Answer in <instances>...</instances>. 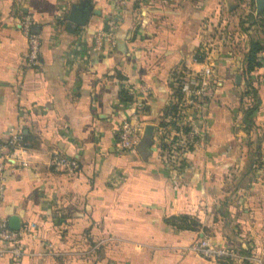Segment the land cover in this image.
Here are the masks:
<instances>
[{"label": "crops", "instance_id": "crops-1", "mask_svg": "<svg viewBox=\"0 0 264 264\" xmlns=\"http://www.w3.org/2000/svg\"><path fill=\"white\" fill-rule=\"evenodd\" d=\"M251 3L0 0V144L16 128L27 146L0 173V214L20 219L25 255L0 264H221L191 250L204 238L250 257L244 264H264V65L245 74L244 61L250 35L263 42L264 33L243 24L258 15ZM76 4L91 8L85 27L68 20ZM24 10L41 38L37 68L27 64ZM99 30L113 37L103 51L95 49ZM209 54L215 95L191 117L197 145L174 177L162 128L184 95L185 70L201 69ZM246 81L261 101L252 129ZM141 85V119L154 133L125 151L118 129L132 109L119 95ZM56 156L78 167H55ZM179 216L199 227L169 223Z\"/></svg>", "mask_w": 264, "mask_h": 264}, {"label": "built area", "instance_id": "built-area-1", "mask_svg": "<svg viewBox=\"0 0 264 264\" xmlns=\"http://www.w3.org/2000/svg\"><path fill=\"white\" fill-rule=\"evenodd\" d=\"M117 2L120 6L125 4V0H117ZM254 14H256V11ZM35 24V18L29 10L21 12L20 27L28 45L26 59L28 66L32 68L40 66L42 51L41 38L35 31ZM108 41L110 43L113 42L111 33H106L104 30L97 31L95 49L103 51V44ZM183 75L181 84L184 86V95L173 104L171 120L169 124L162 128V151L165 154L168 169L174 174V177L186 169L182 161L184 155L197 145V130L191 117L194 113L203 115L206 105L215 95V65L212 56L208 55L202 63L201 69L192 72V70L187 68ZM147 93L148 89L144 85L129 87V95L132 97V101L128 105L131 107L132 112L118 129V145L122 150L134 151L144 134L146 125L141 119V113L144 108L142 97ZM25 150L21 131L12 128L7 141L4 144H0V173L12 165L10 162L16 159L18 152H25ZM52 165L69 170H74L78 167L75 162L60 156L52 159ZM4 190L5 187L1 185L0 211ZM23 236L24 232L22 230H12L9 227L8 220L2 218L0 214V257L9 256L15 260L24 257ZM191 250L203 258L213 260L227 259L233 264H244L251 260L250 257L243 256L234 249L214 244L208 238L200 240Z\"/></svg>", "mask_w": 264, "mask_h": 264}, {"label": "trees", "instance_id": "trees-1", "mask_svg": "<svg viewBox=\"0 0 264 264\" xmlns=\"http://www.w3.org/2000/svg\"><path fill=\"white\" fill-rule=\"evenodd\" d=\"M252 7V10L257 11L254 0H252ZM242 21L243 24H248L250 29L255 27L256 31H260L262 34L264 33V11L257 16L252 14L246 15L244 18H242ZM250 39L249 50L244 57L246 64L245 74H250L254 70L261 68L264 65V41L261 42V40L254 35H250ZM246 84L248 89L245 94L246 96H251L253 103L252 106H248V108L245 109L244 124L249 129H252L254 128L252 116L259 109L261 101L256 88L253 87L249 81H246ZM119 96L122 103L129 104L132 101V97L128 95L126 91H122ZM23 147L27 149L25 139H23ZM169 223L173 226H176L180 230H195L199 227V223L195 219H192L188 216L174 217L169 220ZM219 261L221 264H233L227 259H219Z\"/></svg>", "mask_w": 264, "mask_h": 264}, {"label": "water", "instance_id": "water-1", "mask_svg": "<svg viewBox=\"0 0 264 264\" xmlns=\"http://www.w3.org/2000/svg\"><path fill=\"white\" fill-rule=\"evenodd\" d=\"M256 12L260 14L264 11V0H256ZM91 15V8L82 7L80 5H73L70 11L68 20L71 22L72 26L75 27H85L89 21ZM241 77L237 76V83L240 82ZM154 133V126L147 125L144 131V137L151 140ZM20 219L16 216H12L9 219V227L12 230H20Z\"/></svg>", "mask_w": 264, "mask_h": 264}, {"label": "rangeland", "instance_id": "rangeland-1", "mask_svg": "<svg viewBox=\"0 0 264 264\" xmlns=\"http://www.w3.org/2000/svg\"><path fill=\"white\" fill-rule=\"evenodd\" d=\"M249 6H251V8H253V7H252V3H251V5H249ZM254 11H255V10H253V13H255ZM252 15H253V14H252Z\"/></svg>", "mask_w": 264, "mask_h": 264}]
</instances>
